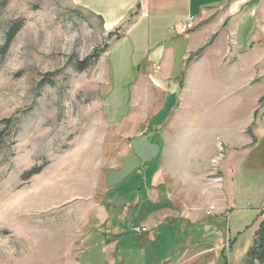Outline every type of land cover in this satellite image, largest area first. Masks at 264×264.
I'll use <instances>...</instances> for the list:
<instances>
[{
    "label": "rangeland",
    "instance_id": "374dc122",
    "mask_svg": "<svg viewBox=\"0 0 264 264\" xmlns=\"http://www.w3.org/2000/svg\"><path fill=\"white\" fill-rule=\"evenodd\" d=\"M254 24L245 19L229 47H203L192 57L190 64L215 61L211 70L233 83L225 90L208 79L191 88L188 136L164 144L149 131L131 149L130 138L144 129L124 127L137 107L147 47L134 46V37L115 46L118 38L71 0H0V264H177L199 247L212 248L200 263L247 264L264 220V71L241 60ZM212 93L226 98L212 107ZM214 125L212 143L204 138ZM169 161L177 180L156 190L159 203L149 201L146 174ZM142 227L151 231L137 233Z\"/></svg>",
    "mask_w": 264,
    "mask_h": 264
},
{
    "label": "crops",
    "instance_id": "0c3cea01",
    "mask_svg": "<svg viewBox=\"0 0 264 264\" xmlns=\"http://www.w3.org/2000/svg\"><path fill=\"white\" fill-rule=\"evenodd\" d=\"M71 2L74 8L98 20L107 36L117 37L118 41L115 46L119 47L127 38L134 37L137 39V41L131 39L134 46L147 47L141 68L139 66L138 86L133 92L137 107L126 118L124 127L126 132L144 129L141 134H136L133 138L128 137L130 138L128 147L131 146V149H136L139 140L146 137L145 132L149 131H159L164 144L175 143L182 136H188L187 131L183 133L182 129L185 128L182 127H192L190 119L186 122L187 117L193 116L194 113L187 111L192 110L194 100L191 88L196 84H203L208 79H211L212 83L220 81L225 85V88H222L225 90L226 84L233 83L231 75L226 79L225 76H216L211 70L216 67L215 61L204 58L194 64H190V61L196 54L195 52L203 47H229L227 37L234 36V40L245 19H255V24L250 29L249 34L252 38L246 50L243 52L238 48L242 52L241 60L251 61L246 65L258 67L261 68V72L264 71V0H71ZM232 5L236 7L230 12L219 15ZM189 16L194 18L193 29L186 30L183 21ZM231 18H233L232 22L229 23ZM123 30L124 34L121 35L120 32ZM220 32V37L215 40L214 37ZM259 34L263 38L255 40L254 37ZM247 77L236 81L245 82ZM260 78L264 82V74ZM217 94L212 93V107L217 100L221 101L226 98L224 93L223 96ZM139 116L145 117V123L135 122ZM159 118H161L160 122ZM213 129L212 134L204 138L210 142L212 140V143L215 142L217 136L216 125ZM199 143L197 139L190 144V162H192L191 158L199 153ZM204 143L207 145L206 141ZM148 146L147 143L145 147L147 155ZM165 156V150H162L159 158ZM176 169L174 162L169 161L152 173L150 178L146 174V180H151L148 188L149 201L159 203L163 195L156 190L163 185L169 189V181L177 180ZM195 174L193 172L189 177L194 178ZM199 177L200 175L197 174L196 178ZM172 186L177 187V184L173 183ZM176 190L178 189H173L172 193L169 192L172 205L174 204L172 197L175 196L174 191ZM172 205L163 207L162 212H166L167 208L172 209L174 207ZM194 220L193 218V223L199 222ZM150 231L147 228V232ZM136 232L143 233L140 228H137ZM201 249H204L203 252H199ZM193 252H199V254L195 255ZM210 253H212V248L191 249L190 252L178 258L177 264H215L212 260L200 263L201 256L206 258ZM189 259H192V263H189Z\"/></svg>",
    "mask_w": 264,
    "mask_h": 264
},
{
    "label": "trees",
    "instance_id": "16d2710c",
    "mask_svg": "<svg viewBox=\"0 0 264 264\" xmlns=\"http://www.w3.org/2000/svg\"><path fill=\"white\" fill-rule=\"evenodd\" d=\"M22 23L16 22L14 23L6 36V44L11 43V41L15 38L18 32L21 30ZM5 49V47L3 48ZM97 54H93L90 58L85 60L84 62L78 65L79 70H85L89 67V65L95 60L94 58H98ZM93 60V61H92ZM263 98L260 99V102H263ZM1 140V137H0ZM1 149V148H0ZM40 169L37 171L31 172L26 176H33L39 174ZM247 264H264V220L261 222L258 231L256 232V237L254 240V246L248 254Z\"/></svg>",
    "mask_w": 264,
    "mask_h": 264
},
{
    "label": "built area",
    "instance_id": "2783aa9c",
    "mask_svg": "<svg viewBox=\"0 0 264 264\" xmlns=\"http://www.w3.org/2000/svg\"><path fill=\"white\" fill-rule=\"evenodd\" d=\"M193 22H194V18L192 16L187 17V19H185L183 21V23H184V25L186 27L185 29L186 30L193 29V24H194ZM140 231L145 233V232H147V228L146 227H142V228H140Z\"/></svg>",
    "mask_w": 264,
    "mask_h": 264
}]
</instances>
